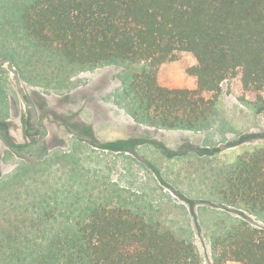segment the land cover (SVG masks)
Listing matches in <instances>:
<instances>
[{"label":"trees","instance_id":"trees-1","mask_svg":"<svg viewBox=\"0 0 264 264\" xmlns=\"http://www.w3.org/2000/svg\"><path fill=\"white\" fill-rule=\"evenodd\" d=\"M10 41L80 67H136L124 77V96L136 116L157 128L198 129L224 92L264 112V0H0V53L14 59ZM181 53L196 60L188 69L193 89L160 82L161 67ZM67 125L97 147L128 150L138 143L102 144L91 125ZM224 183L222 196L242 206L243 219L214 238L213 264H264V229L247 220L264 215V145L239 155ZM78 213L71 234L60 228L23 244L0 237V264H205L192 242L130 208L88 204Z\"/></svg>","mask_w":264,"mask_h":264},{"label":"rangeland","instance_id":"rangeland-1","mask_svg":"<svg viewBox=\"0 0 264 264\" xmlns=\"http://www.w3.org/2000/svg\"><path fill=\"white\" fill-rule=\"evenodd\" d=\"M13 42L6 50L15 48L14 66L24 92L38 105L52 137L39 151L47 148V156L35 162L6 151L0 237L23 244L60 228L71 234V218L84 206H122L192 242L204 263L213 264L214 238L243 219L242 206L222 196L224 181L239 155L264 145V112L224 92L213 115L198 129L157 128L136 116L135 103L124 96V77L136 67H80L34 44L24 48ZM6 57L0 53V60ZM194 64L192 55L181 53L161 67L160 82L195 88L196 79L188 73ZM28 117L33 120L32 109L22 103L13 73L7 64L0 66V119L7 118L16 132L20 124L25 130ZM81 123L91 125L102 144L138 143L128 150L91 145L67 125ZM33 149L34 144H28L25 151L33 157ZM55 215L58 221L50 218ZM247 220L264 229L263 214H248Z\"/></svg>","mask_w":264,"mask_h":264},{"label":"flooded vegetation","instance_id":"flooded-vegetation-1","mask_svg":"<svg viewBox=\"0 0 264 264\" xmlns=\"http://www.w3.org/2000/svg\"><path fill=\"white\" fill-rule=\"evenodd\" d=\"M26 98H27V100H31L30 98H28L27 95H26ZM31 101H33V100H31ZM34 104H35L37 111H38L39 123L48 129V135L45 137V139H43L40 146L37 148V146L41 140L42 134H44L46 131L44 129L40 128L39 124H37L33 110H32L33 120H31L30 117L26 118L25 130L23 128V124H20V128H17V131L14 132L12 130V124L10 121L7 120V118L0 119V133L4 138V140H3V138L0 135V178L2 177V172H1L2 162H4V160H5V155L7 153L6 152L7 150H9L10 152L12 151L11 153L15 154L17 157H19L21 159L25 158L26 160H29L31 162H35L38 159L37 160H34V159L38 155H41V153L39 152L41 146L45 145L47 142H49L51 137H52L50 127H48L47 124L43 123L42 117H41V114L39 111V107L35 102H34ZM22 121H23V117H22ZM16 126H18V124H16ZM23 133H24V135H23ZM24 138L26 139L25 142L23 141ZM7 143L10 144V146H12L13 148L17 149V151L10 149L8 147ZM28 144H30V145L34 144V149H33L34 156L33 157L28 155L27 152L25 151L26 148L28 147ZM36 150H37V153H36ZM45 150H47V148H44L42 150V153Z\"/></svg>","mask_w":264,"mask_h":264},{"label":"water","instance_id":"water-1","mask_svg":"<svg viewBox=\"0 0 264 264\" xmlns=\"http://www.w3.org/2000/svg\"><path fill=\"white\" fill-rule=\"evenodd\" d=\"M5 64H7L8 69L14 75V79H15V82H16V85H17L19 97H20L22 103L25 104L26 106L32 108V110H33V112L35 114V118H36L37 124H39L40 128H42V129H44L46 131L44 134H42L41 140H40V142H39V144L37 146V148H38L40 146L41 142L43 141V139H45V137L48 135V129L45 126H43V125H41L39 123L38 111H37V108H36L34 102L31 101V100H27V98H26V95H25V92H24V89H23V86H22L20 73L14 66V59L12 57H6V58L1 59L0 60V66L5 65ZM0 135H1V133H0ZM1 137L3 138L2 135H1ZM3 140H4V138H3ZM7 145H8V147L10 149H12L14 151H17V149H15L12 146H10V144L7 143ZM36 153H37V150H36ZM47 153H48V151L45 150L41 155H38L34 160L44 159L47 156Z\"/></svg>","mask_w":264,"mask_h":264},{"label":"crops","instance_id":"crops-1","mask_svg":"<svg viewBox=\"0 0 264 264\" xmlns=\"http://www.w3.org/2000/svg\"><path fill=\"white\" fill-rule=\"evenodd\" d=\"M48 151V150H47ZM48 154V153H47Z\"/></svg>","mask_w":264,"mask_h":264}]
</instances>
